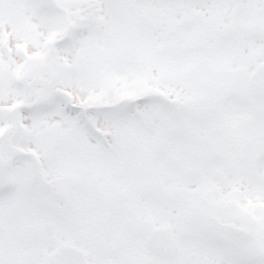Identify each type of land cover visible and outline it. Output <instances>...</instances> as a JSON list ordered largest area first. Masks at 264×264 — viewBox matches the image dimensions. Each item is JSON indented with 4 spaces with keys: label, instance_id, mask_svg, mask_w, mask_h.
Returning <instances> with one entry per match:
<instances>
[{
    "label": "snow or ice",
    "instance_id": "6c2138e0",
    "mask_svg": "<svg viewBox=\"0 0 264 264\" xmlns=\"http://www.w3.org/2000/svg\"><path fill=\"white\" fill-rule=\"evenodd\" d=\"M0 264H264V0H0Z\"/></svg>",
    "mask_w": 264,
    "mask_h": 264
}]
</instances>
